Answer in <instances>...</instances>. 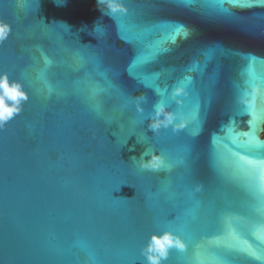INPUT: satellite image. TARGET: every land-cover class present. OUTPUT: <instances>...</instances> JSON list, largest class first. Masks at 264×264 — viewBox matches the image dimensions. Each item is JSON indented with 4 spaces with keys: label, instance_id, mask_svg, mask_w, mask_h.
<instances>
[{
    "label": "water",
    "instance_id": "1",
    "mask_svg": "<svg viewBox=\"0 0 264 264\" xmlns=\"http://www.w3.org/2000/svg\"><path fill=\"white\" fill-rule=\"evenodd\" d=\"M126 4L135 31L122 16L101 18L96 0H0V18L12 25L0 72L30 94L0 129V264H145L141 248L165 230L188 245L165 264H264L246 255L254 248L264 257L250 224L264 198L249 194L235 155L249 149L224 131L234 119L247 130L239 97L264 77V6L225 4L236 13L225 18L205 0ZM163 24L190 34L161 44L173 30ZM181 83L188 94L177 106L171 92ZM160 100L185 114L186 128L148 129ZM134 131L170 170L131 162L147 147ZM263 133L264 122L251 143H264Z\"/></svg>",
    "mask_w": 264,
    "mask_h": 264
},
{
    "label": "clouds",
    "instance_id": "2",
    "mask_svg": "<svg viewBox=\"0 0 264 264\" xmlns=\"http://www.w3.org/2000/svg\"><path fill=\"white\" fill-rule=\"evenodd\" d=\"M66 3V0H64ZM96 5L102 16L115 17L117 15L125 14L128 12L126 0H96ZM65 23V22H60ZM66 24V23H65ZM69 26V25H68ZM70 28V26H69ZM88 28L84 25L80 31ZM96 30V22L92 31ZM12 25L2 18H0V44H2L11 35ZM50 63V61H49ZM252 93L255 94L256 100L264 98V87L260 83L251 86L250 90H245L239 97V103L248 106L256 102L252 98ZM188 93L186 88L178 85L172 89L171 96L177 106H182L184 101L181 97L186 96ZM30 99V94L20 80L11 79L7 71L0 72V129L13 120L17 115L22 113L24 105ZM135 107L140 113H144V104L147 103V97L140 95L134 98ZM179 119V122L177 120ZM148 129L154 135H158L162 129L171 128L173 132H179L186 128L188 119L185 114L179 110H170L168 104L160 100L153 106V111L150 113L148 119ZM138 143L147 145L139 157L132 156L131 162L141 170L158 172L161 170H170V165L167 164V158L162 153L150 147L147 142L137 139ZM127 144V141L125 142ZM135 145L129 148V151H134ZM196 191H200L197 187ZM188 247L185 240L171 230L163 232H154L140 250V255L144 258L145 264H165L168 260L171 250L177 249L180 251L186 250Z\"/></svg>",
    "mask_w": 264,
    "mask_h": 264
},
{
    "label": "snow or ice",
    "instance_id": "3",
    "mask_svg": "<svg viewBox=\"0 0 264 264\" xmlns=\"http://www.w3.org/2000/svg\"><path fill=\"white\" fill-rule=\"evenodd\" d=\"M196 0H179V3L185 6H191L195 3ZM205 3L210 7L211 11L217 15L223 16L225 18H234L236 13H233L229 8L224 7L225 4L231 5L234 9H248L255 6H264V0H205ZM118 16H122L128 21L130 29L135 31L139 25H136L132 22V13L128 10L127 13L117 15L113 17L117 19ZM37 19V17H36ZM39 19H37L38 21ZM167 26L168 28L173 29L166 38L161 41L163 43H176V37L183 34L184 38L189 36V31L186 26L180 24H163L159 27ZM161 51H168V49H161ZM253 60H257L256 57H251ZM248 77L251 79H256L255 73L253 72L251 65H249L248 69ZM190 81V79H188ZM260 83H264V77H260L257 82L251 83V86ZM248 84V81H247ZM184 86L182 83L178 84ZM177 85V86H178ZM185 87V86H184ZM101 92L103 89L100 90ZM156 91L159 92V88H156ZM252 98L256 100L255 94L252 93ZM136 113L142 115L136 109ZM145 113V111H144ZM238 116L247 117V130L240 131L237 126V121L234 119L230 125L224 129L225 133L228 135L231 142L234 144L239 141L241 148L247 147L249 150L245 151L243 156L239 155V153H235L237 159L240 162L241 168L245 171L249 183L247 184V188L249 194L252 196L254 200L258 198H264V143L259 145H253L251 143V137L255 136L259 141H261L258 133L260 130V124L264 122V98L261 100H256V102L252 105L245 106V108L240 109L237 113ZM134 126L143 123V121H138L137 119L131 122ZM131 135H136L137 139L146 142V134L144 138H139L138 134L134 131ZM163 171V170H161ZM259 213V217L254 216L250 220V224L254 229V234H257L258 239H262L259 233L264 231V209L257 210ZM247 258L254 261H262L264 257L257 253L254 248H249L247 252Z\"/></svg>",
    "mask_w": 264,
    "mask_h": 264
},
{
    "label": "rangeland",
    "instance_id": "4",
    "mask_svg": "<svg viewBox=\"0 0 264 264\" xmlns=\"http://www.w3.org/2000/svg\"><path fill=\"white\" fill-rule=\"evenodd\" d=\"M263 137H264V133H263Z\"/></svg>",
    "mask_w": 264,
    "mask_h": 264
}]
</instances>
